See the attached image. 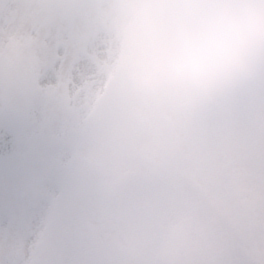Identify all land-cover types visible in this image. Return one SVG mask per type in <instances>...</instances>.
Listing matches in <instances>:
<instances>
[{
  "label": "snow or ice",
  "instance_id": "6c2138e0",
  "mask_svg": "<svg viewBox=\"0 0 264 264\" xmlns=\"http://www.w3.org/2000/svg\"><path fill=\"white\" fill-rule=\"evenodd\" d=\"M94 8V0H0V103L48 102L70 83L94 112L110 117L119 106L112 85L105 81L95 91L87 85L99 50ZM14 34L30 43L9 63L3 53ZM180 151L186 180L204 179L223 191V222L209 248L174 264H264V79L200 109ZM170 187L171 177H152L140 191L168 200ZM85 217L83 205L65 206L61 194L37 228L0 226V264H101L91 256L99 237L90 234Z\"/></svg>",
  "mask_w": 264,
  "mask_h": 264
},
{
  "label": "rangeland",
  "instance_id": "374dc122",
  "mask_svg": "<svg viewBox=\"0 0 264 264\" xmlns=\"http://www.w3.org/2000/svg\"><path fill=\"white\" fill-rule=\"evenodd\" d=\"M94 3L99 38V50L94 59L96 74L103 80V75L110 73L112 66L118 64L120 51L108 26L109 0H94ZM29 43L28 37L19 34L9 37L3 53L5 61H15ZM261 79H264V73L258 74L251 83ZM111 85L117 96L129 91V96L125 97L128 100L133 98L129 112L137 131L132 138L134 148L124 145L108 127L110 124L107 120L97 113L94 129L101 123L102 130H106L105 134L100 135L103 147L92 144L95 143L93 135L84 140L79 131L81 115L88 111L90 101L85 98L81 88L74 85H71L72 88L68 85L66 91L49 98L48 102L32 105L0 103L15 109L24 133L21 136L20 156L10 163L0 164V226L1 223L3 227L11 223L17 229L29 225L37 228L42 221L38 208L43 214V201L40 207H37L36 201L52 196V191L42 187L41 181L43 185L48 182L52 185L55 181L52 163L50 166L48 164L49 156L51 160L54 152L67 149L71 144L65 138H52L54 130L64 124L74 134L75 140H83V160L101 169L95 176L83 170L77 177H71L64 198L65 206L76 202L86 209V227L93 237H99V242L91 250L93 259L101 264H174L198 250L209 248L217 232L216 223L219 225L223 222L221 210L224 193L212 188L204 179L189 182L184 178L181 170L185 161L180 142L190 131L194 115L231 89L210 98L183 101L163 91L150 94L149 91H138L121 75L115 77ZM97 88L90 89L95 91ZM71 102H84L82 111L74 113L70 110L68 105ZM27 109H31L33 120L26 118ZM40 109L45 114V124L43 132L40 134L38 131L40 136L35 137L38 128L35 115L38 111V120ZM186 116L192 118L188 125ZM47 126H51L48 131L45 130ZM28 146L32 147V153L40 156V160L26 159V155L22 157ZM48 149L52 150L50 154L47 153ZM41 169H48L49 173L47 171L39 176V188L33 190L27 187L28 181L37 179ZM24 176L21 183L20 179ZM163 176L171 177L168 200L141 193L140 186L144 179ZM34 185L38 183L33 182L31 187ZM26 197L30 201L28 204L25 201V206L22 202ZM207 212L213 213L212 217ZM89 218L91 224H88Z\"/></svg>",
  "mask_w": 264,
  "mask_h": 264
},
{
  "label": "clouds",
  "instance_id": "9594fccd",
  "mask_svg": "<svg viewBox=\"0 0 264 264\" xmlns=\"http://www.w3.org/2000/svg\"><path fill=\"white\" fill-rule=\"evenodd\" d=\"M134 89L210 98L264 73V0H109Z\"/></svg>",
  "mask_w": 264,
  "mask_h": 264
},
{
  "label": "bare ground",
  "instance_id": "6f19581e",
  "mask_svg": "<svg viewBox=\"0 0 264 264\" xmlns=\"http://www.w3.org/2000/svg\"><path fill=\"white\" fill-rule=\"evenodd\" d=\"M100 77H96V75H92V80H89V87H95L101 84Z\"/></svg>",
  "mask_w": 264,
  "mask_h": 264
},
{
  "label": "water",
  "instance_id": "95a60500",
  "mask_svg": "<svg viewBox=\"0 0 264 264\" xmlns=\"http://www.w3.org/2000/svg\"><path fill=\"white\" fill-rule=\"evenodd\" d=\"M14 134H15V131H14ZM9 148L11 149V153H10V149H8V153L6 155H8L10 153V156H12L14 154L15 148H16V141L15 140H13V142H10ZM0 156H1V154H0ZM6 157L7 156H4L3 158H6Z\"/></svg>",
  "mask_w": 264,
  "mask_h": 264
}]
</instances>
